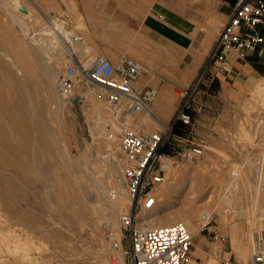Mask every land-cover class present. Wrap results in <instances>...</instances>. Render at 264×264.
<instances>
[{
  "label": "rangeland",
  "instance_id": "1",
  "mask_svg": "<svg viewBox=\"0 0 264 264\" xmlns=\"http://www.w3.org/2000/svg\"><path fill=\"white\" fill-rule=\"evenodd\" d=\"M84 1L85 4L100 6L104 13L109 14L117 8L119 14H124L128 0ZM35 2L46 11L68 10L73 23L81 31L84 45L90 48L87 57L81 58L83 64L91 56L107 55L117 60L121 53H126L142 61L151 73H157L150 74L147 79L153 78L159 95L168 100V106L162 111L173 118L182 108L191 117V122L181 127L184 140L175 141V152L182 145L202 149L200 155L187 158L178 154L175 162L172 160L166 181L159 188L161 199L158 205L161 210L167 206L172 210L170 214L189 212L199 207L198 218L202 223L205 219L200 212L206 211L205 208L212 209L210 222L200 224L199 236H193L189 257L193 256L192 251L196 250L198 243L204 253L194 257L200 264H204L211 255L216 258V264L246 263L233 252L229 231L235 225L247 227L250 215L246 217L233 211L223 218L215 210V203L208 205L205 201L211 196L217 202L222 195L231 197L235 207L240 209L238 211L249 205L256 210V218L264 214V104L253 95L256 83L264 81V68L260 67L259 73L245 72L238 78L224 77L216 69L213 73L208 70L195 89L183 94L192 85L187 80L182 82L187 76L171 80L154 65L163 62V58L170 54L184 60V69L199 65L209 53L208 36L213 31V22L208 27L198 23L192 38L186 36L184 43L172 46L161 40L169 39L168 29H159L161 36L156 42H150L149 37L141 41L139 37L142 38L144 32L141 28L125 27V22L117 19L101 17L98 18L100 27H89L77 0ZM6 9L0 0V125L8 119L15 106L19 107L24 102L29 105L32 99L34 107H40L42 111L39 113L41 117H28L31 124H37L28 146H24L21 137L13 135L15 132L10 126L0 133V264H109L110 243L106 233L111 227L110 221L118 226L120 212L113 213L109 221L93 213L92 206L103 205L110 201L109 198H114L113 169L122 159L119 133L111 147L107 144L106 134L96 129L92 108L94 103L100 102L98 97L88 99L86 96L84 101L76 104L72 101L58 103V94L44 87L39 63L41 51L26 42L25 35L17 29ZM33 9L39 19L35 6ZM27 20L33 24L29 17ZM219 29L217 26L216 32ZM6 53L18 60L16 62L25 71L23 75L16 72L14 64L4 56ZM230 58L234 59L235 55ZM56 68L57 79L61 64L58 63ZM166 82L170 84L167 96L158 86ZM101 102L112 119L111 111L104 101ZM157 114L164 121L162 112ZM111 127L106 123L107 135L112 133ZM111 148L116 159L109 155ZM86 163L89 167L85 168L90 174L83 167ZM257 166H263L261 174ZM118 171L121 173V169ZM242 176L248 177L246 188ZM95 178H105L106 192L97 190ZM235 185L238 186L236 190L233 188ZM179 188L181 190L176 196L167 197L166 190L173 194ZM98 213L101 214L100 209ZM166 217L169 219V215ZM255 236L259 241L261 234L258 229H255Z\"/></svg>",
  "mask_w": 264,
  "mask_h": 264
},
{
  "label": "built area",
  "instance_id": "2",
  "mask_svg": "<svg viewBox=\"0 0 264 264\" xmlns=\"http://www.w3.org/2000/svg\"><path fill=\"white\" fill-rule=\"evenodd\" d=\"M40 18L32 20L31 36L34 41L54 45L53 56L61 64L57 77V90L71 103L90 97L105 102L112 114V121L121 128L119 133L122 153V170L119 188L129 197V203L120 213L118 226L107 230L110 243L109 264H185L193 245V235L184 222L177 221L160 226H150L144 216L152 213L160 202V186L166 181V161L176 155H200L199 146H180L184 138L173 134L178 121L191 122L182 108L165 123L151 108L159 95L154 86H140L143 65L135 58L121 53L117 60L107 55H97L85 66L75 49L83 41L80 29L73 23L68 11H46L36 8ZM264 52V0H236L234 11L218 34L206 63L192 82L195 89L206 71L227 72L224 63L245 60L253 52ZM149 111L146 122L140 114ZM153 127H156L154 129ZM117 133V134H118ZM112 135V133H110ZM170 146L172 153L162 149ZM177 153V154H176ZM175 162V161H174ZM113 189L112 196H116ZM212 214H209L211 220ZM208 221V223L210 222ZM207 223V224H208ZM258 250L246 263L264 264V247L259 238ZM262 247V249L260 248Z\"/></svg>",
  "mask_w": 264,
  "mask_h": 264
},
{
  "label": "bare ground",
  "instance_id": "3",
  "mask_svg": "<svg viewBox=\"0 0 264 264\" xmlns=\"http://www.w3.org/2000/svg\"><path fill=\"white\" fill-rule=\"evenodd\" d=\"M28 1L29 2L27 3L25 0H2V2L5 3V6H7L6 10H8V13L11 16V19L13 20V22L18 27L17 29L20 30L25 35V39H27L26 42L30 46H32L34 48H37V49H39L41 51L42 56L39 57V60H40L39 63L41 65L42 75L44 76V87H48V88H50V91H52V93L58 94L57 98H59V102H58V99H57V102L59 104L67 103L68 102L67 97L64 94L60 93L57 90V87H56V81H57V79H56V74H57L56 65L58 64V62H57L56 58H54V56H53L54 45H51V44H49L47 42H44V41H34V39L31 36L32 25L27 20V17H29L30 19L34 18L35 14H34L33 7L35 6V8H37L38 4H37V2H35V0H28ZM21 6H24L27 9V12L20 11L19 8ZM15 43H17V42H15ZM75 49H76V51L78 52V54H79V56L81 58L82 57H87V55L90 52L89 46L84 45V40L82 42H79L75 46ZM30 53H32V52H30ZM4 56L6 57L7 60L12 62V64H14V66L16 67V70H17L16 72L18 74L23 75L25 73L24 69L16 62L18 60L15 61L11 57V55L8 54V53H6ZM93 59H94V56H91L88 60H86V63L84 65L85 66L89 65L90 62ZM25 61L27 62V60H25ZM20 64L22 65V63H20ZM40 81H41V79H40ZM8 93H9V91H8ZM253 95L255 97H257L261 101V103L263 102V104H264V81L262 83H260V82L258 84L256 83V85H255V87L253 89ZM85 96H87L88 99H90V98L92 99V97H90L88 94H85ZM30 99H32V98H30ZM19 100H20V98H19ZM101 101L102 100H100V102L97 103V104L94 103L93 104L94 108H92L93 109L92 112L95 114V116H93L95 118V126H96V129H99L100 133L106 134L107 144L109 146L113 147V141L116 140V136H117L116 134L118 132H120L121 128H120V126L118 124H116L115 122H112V119L110 118V114H108V112L106 111V109L104 107V104H102ZM10 104H8V105H10ZM154 104H160V108L164 109L165 107L168 106V100H166V98H163L162 95L160 94L156 98ZM6 108L7 107H5V109ZM151 110L154 113L157 114V112H156V110H155V108L153 106H152ZM41 111H42V108L39 107L38 109H36L34 107L33 99L30 100V104L29 105L27 103L25 104V102H24L19 107L15 106L12 109V112H11L10 116L8 117V119L3 120V123L1 122L2 125H0V133H4L5 132V127L6 126H10L13 129V131L15 132V134H13V135H17V136L21 137L24 146H28L29 139L31 138L32 134L36 131L34 125H37V124H31L30 121L28 120V117H30L32 119H34L36 117H41L40 114H39ZM140 116L146 122H148L151 119V115H150L149 111L142 112L140 114ZM157 116H158V114H157ZM39 119H41V118H39ZM43 121L44 120H42V122ZM109 121H110V123H108ZM32 122L35 123L34 121H32ZM106 123L112 125V127H111L112 135L110 133L107 135V133H106V129H107L106 128ZM153 128L156 129V127H153ZM38 129H39V127H38ZM35 140H36V138H35ZM11 148H13V147H11ZM111 149H112V152H110L109 155H110L111 158L116 159L117 156H116L113 148H111ZM97 155H100V154H97ZM87 159H90V158H87ZM88 163H90V162H88ZM166 163H167V168L170 169L172 167V163H173L172 159H168L166 161ZM91 166H92V164H91ZM122 166L123 165H122V159H121V160L118 161L117 166L114 167V169H113L114 170L113 171L114 172V176H113L114 180H111V183L114 182V186H112V187H113V189L114 188L116 189V193H117L116 196L114 198H109L107 196L110 199V201L108 203H105V204L103 203V205L99 204V205H93L92 206V212L93 213H95L98 217L108 218L109 221H110V219L113 218V216H112L113 213H119V212L121 213L126 208L127 204L129 203L128 195L124 192V190L118 189L119 188V177H120V174H121V173H119L118 170L119 169L122 170ZM83 167L85 168V167H89V166H87V163H86V166H83ZM262 167L261 166H257V170H258L259 174L262 173ZM85 169L88 171V168H85ZM88 172H89V174L91 173L90 171H88ZM95 175H94V177H95ZM101 177H103V176H101ZM241 178H242L243 186L246 188L247 184L249 183L248 177L247 176H242ZM95 185H96V188H97L98 191H104V192L107 191L105 178H97ZM81 188L83 189L82 186H81ZM233 188H235V190H236V189H238V186L235 185ZM231 189H232V187H231ZM180 190H181V188H179L175 192H172L173 194H171L168 190H166L165 192L168 193L167 197H170V196H176L177 193ZM110 191H112V190H110ZM165 192H164V194H165ZM237 192H238V190H237ZM63 194H64V192H63ZM231 196H232V194H231ZM256 200L257 199L255 198V201ZM205 202L208 205H211V204L215 203V210L217 211L218 215L223 217V218L226 217L227 214H229V212L233 213V211H234L235 214L237 212L238 213L240 212L241 215L246 216V217L250 215L247 227H240L238 225H235V226L231 227V229L229 231L230 232V236H231V244H232V248H233L232 250H233V252H235L237 254V256H238V258L240 260H242L244 262H248L250 260L251 256L253 255V253L258 250V243L259 242H258V240H257V238L255 236V229H258L260 231V234H261L260 239L262 240V244H263V247H264V222H263L264 221V214H261L260 217L256 218V214H254L256 212V210L252 209L249 205H248V207L243 208L241 211H238L240 209H237L236 208L237 206L235 207L232 198L231 197L230 198L229 197H224L222 195H220V199L217 202H214L213 198L211 196ZM167 203H168V200H167V202H164L165 205ZM251 204H252V202H251ZM97 207H99V208H97ZM99 209L101 211V214L98 213ZM203 210L200 212L201 213V217L203 216L204 219H205V222L203 221V223L200 222V220L198 218V213L200 211L199 207L194 208L193 210H191L189 212L178 211L176 214L174 213L175 214L174 215L173 213L170 214L172 210H169L167 208V206H166V208H163L161 210L160 206L158 205L152 213H150L148 215H145L144 218H145V221L150 224V226H160V225L170 224L172 222H177V221L184 222L189 227L192 235L198 237L200 229H201L200 224L202 225V224L208 223V221L210 220V217H208V215L211 214V210L212 209L210 210V209H206L205 208L206 211H203ZM109 214H110V216H109ZM166 215H169V219L171 218V220H169L166 217ZM240 217H242V216H240ZM231 218H232V216H231ZM116 222H117V220H116ZM110 225H111V227L116 228V223L115 222L110 221ZM15 235H14V238H16ZM0 237H2V236H0ZM196 245H197L196 246V250L192 251L193 256L188 257L187 261L185 262V264H200L198 261H196L194 256H196L197 254H202L204 252H203L200 244L197 243ZM25 253H26V251H25ZM105 260H107V259L105 258ZM31 261H32V259H31ZM31 261H29V263ZM25 262H27V261H25ZM122 264H125V262L123 261ZM204 264H216V258L213 255H211L210 257L205 259Z\"/></svg>",
  "mask_w": 264,
  "mask_h": 264
},
{
  "label": "crops",
  "instance_id": "4",
  "mask_svg": "<svg viewBox=\"0 0 264 264\" xmlns=\"http://www.w3.org/2000/svg\"><path fill=\"white\" fill-rule=\"evenodd\" d=\"M77 1L84 21L89 27H100L101 24L98 23V18L101 17L110 20L117 19L124 21L125 27L131 29L141 28L144 32L141 35L142 38L139 37V39L142 41L144 37H149L150 42L158 41L159 36H161L158 33L159 29H168L169 39L161 40L167 41L172 46L184 43L186 36L192 38L191 34H196L198 23L208 27L210 22H213L214 25L211 26L213 31L208 36L210 37L209 53L218 34L233 13L236 3V0H128L123 11L124 14H119L117 8L111 11L112 14H110L111 12L108 14L104 13L100 6L85 4L84 0ZM60 6L64 8L61 3ZM64 10L68 11L67 9ZM216 23L220 28L218 32H216ZM163 37L164 35H162ZM192 42H195L194 39ZM175 48L180 51L178 46H175ZM209 53L199 65L195 64L188 69L183 68L184 60L180 56L173 54L164 57L163 62L161 61L162 63L156 62L154 66L158 67L162 74L168 76L171 80H177L178 76H187L188 78L182 79V82L190 81L192 83L202 66L206 63ZM229 60V62L224 63L228 68L227 72H222L224 77L238 78L244 76L245 72L259 73L258 69L260 67L264 68V52H253L245 60H233L229 56ZM140 62L143 64L145 71L139 78V85L142 87L156 85L153 78H147L150 74L156 75L157 73H151L148 67L142 61ZM169 85V82L158 84L160 91L165 96L168 95ZM152 106L157 112H162L165 122L171 119L172 115L163 112L160 104L153 103Z\"/></svg>",
  "mask_w": 264,
  "mask_h": 264
},
{
  "label": "trees",
  "instance_id": "5",
  "mask_svg": "<svg viewBox=\"0 0 264 264\" xmlns=\"http://www.w3.org/2000/svg\"><path fill=\"white\" fill-rule=\"evenodd\" d=\"M186 126H187V124H184L182 121H180V122L178 121L175 124V126H174L173 134L178 135V136H184L183 133H182V131H181V127H186ZM162 151L164 153H172L173 152L170 146L164 147L162 149Z\"/></svg>",
  "mask_w": 264,
  "mask_h": 264
},
{
  "label": "water",
  "instance_id": "6",
  "mask_svg": "<svg viewBox=\"0 0 264 264\" xmlns=\"http://www.w3.org/2000/svg\"><path fill=\"white\" fill-rule=\"evenodd\" d=\"M19 9H20V11H22V12H27V9H26L24 6H21ZM72 103H73V104L78 103V99H77V98H74V99L72 100Z\"/></svg>",
  "mask_w": 264,
  "mask_h": 264
}]
</instances>
